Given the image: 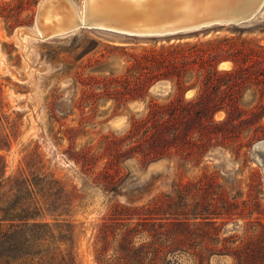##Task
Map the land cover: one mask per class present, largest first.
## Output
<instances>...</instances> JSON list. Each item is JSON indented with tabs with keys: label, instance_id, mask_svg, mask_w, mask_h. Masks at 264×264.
<instances>
[{
	"label": "rangeland",
	"instance_id": "obj_1",
	"mask_svg": "<svg viewBox=\"0 0 264 264\" xmlns=\"http://www.w3.org/2000/svg\"><path fill=\"white\" fill-rule=\"evenodd\" d=\"M41 1L0 0V208L17 216L0 212V254L264 264V0L235 23L46 38Z\"/></svg>",
	"mask_w": 264,
	"mask_h": 264
},
{
	"label": "bare ground",
	"instance_id": "obj_2",
	"mask_svg": "<svg viewBox=\"0 0 264 264\" xmlns=\"http://www.w3.org/2000/svg\"><path fill=\"white\" fill-rule=\"evenodd\" d=\"M68 2L72 10H68ZM262 2L263 0H85V11L81 17L70 0H42L39 5L37 23L42 38L80 25L103 28L106 22H114L121 15L122 10L133 12L132 16L135 15V18L132 20L140 25L191 26L201 24L202 21H211L212 17L222 15L219 12L224 8L228 11L231 9L239 11L245 15L252 14L251 12L254 13ZM167 12H172L173 16L167 17ZM126 34L132 35V33ZM140 34L164 33L143 32Z\"/></svg>",
	"mask_w": 264,
	"mask_h": 264
},
{
	"label": "water",
	"instance_id": "obj_3",
	"mask_svg": "<svg viewBox=\"0 0 264 264\" xmlns=\"http://www.w3.org/2000/svg\"><path fill=\"white\" fill-rule=\"evenodd\" d=\"M120 9V8H119ZM224 10V11H222ZM236 12V13H235ZM133 13V12H132ZM132 13H129V11H121V15L115 19L114 22H106V26H104L103 28H106L108 30H113L116 32H120V33H132V35H137L143 32H149V33H175V32H179V31H184V30H190V29H194V28H199L202 26H206V25H210V24H214V23H235V22H240L243 20H246L248 18H250L254 13L251 12L252 14H243L242 12L239 11H235V10H226L221 9L222 15L220 16H215L211 18V21L209 22H201L196 24V25H191V26H184V25H178V24H174V25H153V26H147L144 24H139V23H135L134 20H132V18H135V15L132 16ZM172 12H167L166 15L167 17L173 16L171 14ZM174 14V13H173ZM176 14V13H175ZM164 24V23H163ZM263 147V145H262Z\"/></svg>",
	"mask_w": 264,
	"mask_h": 264
},
{
	"label": "trees",
	"instance_id": "obj_4",
	"mask_svg": "<svg viewBox=\"0 0 264 264\" xmlns=\"http://www.w3.org/2000/svg\"><path fill=\"white\" fill-rule=\"evenodd\" d=\"M10 210H13L12 207H7V209L4 207L0 208V212H4L5 215H4V218L1 219V220H5V221H9V222H13L16 220V217L15 215H12L9 213ZM14 216V217H12ZM8 217V218H7ZM19 220H22V219H19ZM30 219H26V224H28ZM35 223H32L30 227H36V226H33ZM9 227H10V230L13 229L14 227V224L13 223H10L9 224ZM10 230H7L8 232ZM29 230V229H28ZM31 230V228H30ZM7 235V233H6ZM10 258V255L7 256L5 254H0V264H46L44 261H43V258L41 257L38 261H35L34 258H30L29 255H26L25 258H23V260H21V257L20 259H9ZM29 258V259H28ZM35 261V263L33 262Z\"/></svg>",
	"mask_w": 264,
	"mask_h": 264
}]
</instances>
